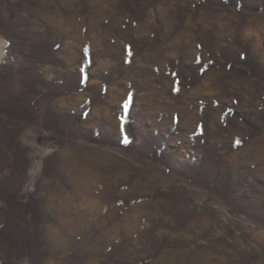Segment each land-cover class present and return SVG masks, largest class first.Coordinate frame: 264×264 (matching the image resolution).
I'll use <instances>...</instances> for the list:
<instances>
[{
	"label": "rangeland",
	"instance_id": "1",
	"mask_svg": "<svg viewBox=\"0 0 264 264\" xmlns=\"http://www.w3.org/2000/svg\"><path fill=\"white\" fill-rule=\"evenodd\" d=\"M0 264H264V0H0Z\"/></svg>",
	"mask_w": 264,
	"mask_h": 264
},
{
	"label": "snow or ice",
	"instance_id": "2",
	"mask_svg": "<svg viewBox=\"0 0 264 264\" xmlns=\"http://www.w3.org/2000/svg\"><path fill=\"white\" fill-rule=\"evenodd\" d=\"M83 71H84V70H83V69H81V72H83ZM236 143H237V144H239V141H237Z\"/></svg>",
	"mask_w": 264,
	"mask_h": 264
}]
</instances>
